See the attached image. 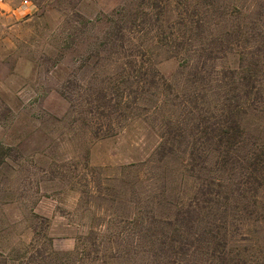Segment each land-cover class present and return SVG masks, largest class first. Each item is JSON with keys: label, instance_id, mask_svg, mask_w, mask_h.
<instances>
[{"label": "rangeland", "instance_id": "1", "mask_svg": "<svg viewBox=\"0 0 264 264\" xmlns=\"http://www.w3.org/2000/svg\"><path fill=\"white\" fill-rule=\"evenodd\" d=\"M201 1L187 4L203 10L196 6ZM259 1L215 0L227 14L220 17L225 27L240 22L252 34L247 47L261 45L243 56L242 69L234 50L213 52L201 62L205 79L197 85L216 91L213 81L221 72L230 86L243 71L250 75L238 100L245 105L235 159L264 146ZM138 3L0 0V264H151L146 248L133 244L130 223L173 217L194 197L193 166L175 150L158 149L157 113L137 110L111 136H94L85 122L92 107L84 102L86 83L97 85L95 73L111 77L116 67L106 55L99 60L94 49L113 14ZM176 7L169 4L167 21L175 19ZM206 22L212 34L220 33L223 24ZM150 51L157 73L181 96L189 88L187 58H171L163 47ZM250 82L254 88L246 91ZM236 94H228L227 103ZM256 193L245 196L249 204L257 202L242 222L247 264H264V184Z\"/></svg>", "mask_w": 264, "mask_h": 264}, {"label": "trees", "instance_id": "2", "mask_svg": "<svg viewBox=\"0 0 264 264\" xmlns=\"http://www.w3.org/2000/svg\"><path fill=\"white\" fill-rule=\"evenodd\" d=\"M138 1L135 9L121 8L113 14L115 19L108 20L94 49L96 55L102 54L99 60L106 55L105 59L112 58L116 67L111 77L95 73L97 85L86 83L88 99L84 102L92 107L85 110V122L94 136H111L120 121L137 115L135 111L157 113L159 151L168 154L175 150L185 156V164L195 169L189 173L195 187L192 200L175 216L133 219V244L146 248L151 264H247V249L241 245L245 241L242 222L249 210H256L257 202L252 199L249 204L245 196L255 198L256 189L264 184V146L235 159L245 105L238 100L245 93L242 82L247 72L243 71L231 86L224 83L225 74L221 72L213 81L218 84L216 91H207L213 93L211 98L197 85L205 79L201 62L213 52L234 50L241 62L238 69H242L243 56L249 55V49L258 48L261 41L247 47L250 29L240 22L225 27L220 17L227 14L215 5V0L197 2L196 6H205L203 10L195 4L189 7L187 0ZM171 2L177 7L175 19L169 22L166 14ZM256 10L264 23V0L258 2ZM206 19L215 26L223 24L218 28L220 33L212 34ZM260 30L264 36V27ZM148 46L163 47L171 58H187L183 60L189 68V88L181 96L173 93L153 67ZM251 85L246 91L254 88ZM235 93L238 95L230 97L232 103H227L226 96Z\"/></svg>", "mask_w": 264, "mask_h": 264}]
</instances>
